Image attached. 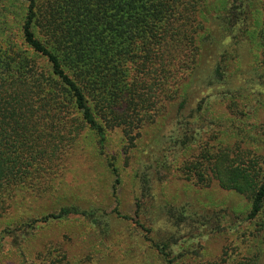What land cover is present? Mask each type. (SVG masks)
Returning a JSON list of instances; mask_svg holds the SVG:
<instances>
[{
	"label": "rangeland",
	"instance_id": "1",
	"mask_svg": "<svg viewBox=\"0 0 264 264\" xmlns=\"http://www.w3.org/2000/svg\"><path fill=\"white\" fill-rule=\"evenodd\" d=\"M25 8V0H0V36L10 43H20ZM214 60L204 53L192 65L178 55L163 73L148 65V87L138 94L152 104L128 111L123 126L97 116L101 150L82 128L61 160H33L22 183L0 192V264H264V207L249 219L250 188H224L212 173L216 160L229 170L261 156L264 138L255 132L264 112L248 106L240 128L213 87L188 78ZM206 101L207 126L183 142ZM60 209L70 214L42 220Z\"/></svg>",
	"mask_w": 264,
	"mask_h": 264
},
{
	"label": "trees",
	"instance_id": "2",
	"mask_svg": "<svg viewBox=\"0 0 264 264\" xmlns=\"http://www.w3.org/2000/svg\"><path fill=\"white\" fill-rule=\"evenodd\" d=\"M25 2L20 43L0 36V192L22 183L33 160H61L82 128L93 133L101 150L105 134L97 116L127 125L128 111L144 112L152 104L138 94V87H148L146 67L157 62L163 73L178 55L192 65L204 53L215 56L209 68L193 69L188 78L213 87L240 128L248 106L255 103L264 112V0ZM162 80L160 73L159 85ZM207 103L197 104L196 116L192 112L186 125L194 128L183 142L197 139L207 126ZM120 113L115 122L113 115ZM256 127L264 138V118ZM254 159L229 170H221L218 160L212 164L220 186L241 194L250 188L249 219L264 207V147ZM109 167L115 184L116 170ZM69 214L60 209L42 220Z\"/></svg>",
	"mask_w": 264,
	"mask_h": 264
}]
</instances>
